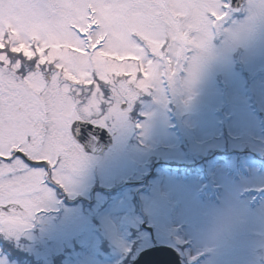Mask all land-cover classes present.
<instances>
[{"label":"rangeland","instance_id":"obj_1","mask_svg":"<svg viewBox=\"0 0 264 264\" xmlns=\"http://www.w3.org/2000/svg\"><path fill=\"white\" fill-rule=\"evenodd\" d=\"M255 9L264 10V0H244L233 9L210 49L223 47L222 33ZM106 126L115 145L97 160L85 152L89 165L78 175L110 188L112 181L142 178L156 160L148 186L98 193L97 216L86 219L81 235L64 237L70 209L68 223L39 216L37 234L32 226L5 232L15 238L0 251V264H130L153 241L173 245L182 264H264V50L210 62L191 88L168 89L163 98L144 93L125 122ZM225 210L232 227L213 231L210 225ZM144 218L153 237L140 228Z\"/></svg>","mask_w":264,"mask_h":264},{"label":"snow or ice","instance_id":"obj_2","mask_svg":"<svg viewBox=\"0 0 264 264\" xmlns=\"http://www.w3.org/2000/svg\"><path fill=\"white\" fill-rule=\"evenodd\" d=\"M232 16L230 0H0V231L72 185L95 127L188 87Z\"/></svg>","mask_w":264,"mask_h":264},{"label":"flooded vegetation","instance_id":"obj_3","mask_svg":"<svg viewBox=\"0 0 264 264\" xmlns=\"http://www.w3.org/2000/svg\"><path fill=\"white\" fill-rule=\"evenodd\" d=\"M124 131V129H121ZM110 132L113 135V139L115 138L114 131L110 129ZM115 144H112L108 149H106L101 154H93L86 152L89 155H92L95 160H97L101 156H106L109 153L111 147ZM126 145H124L123 151H125ZM106 164H104L105 167ZM156 162L153 161L152 165L145 170V174L142 175V178L137 179H128V180H119L117 182L112 181V186L110 188H106L101 185L100 181L93 180L91 176H83L82 174L76 175L74 177V182L68 189L60 188L59 186H53L55 191V200L54 202L46 207L43 211H41L37 216H48L51 217L55 221L66 222L68 223L67 219V209L71 210V214H74L73 219L69 225L65 224L66 226V236L71 235V237L76 235H81L83 229L89 226L86 222V219L94 220L97 216V209H98V199L96 195L99 194H107V197L110 195L116 196L120 194V192L125 189L129 188L131 184H142L145 181H148V177L154 174ZM99 168V167H98ZM142 169V168H141ZM92 170H97V167H93ZM89 177V178H88ZM89 179L90 181H87ZM111 179V178H110ZM130 185V186H129ZM125 189V190H127ZM57 203H59L57 205ZM65 214V217H64ZM64 217V219H63ZM36 218L32 220L33 225L36 222ZM99 229L102 228L101 225L96 224ZM33 231L36 232L38 229L40 232V228L37 229L32 227ZM71 230V231H69ZM46 237V236H44ZM70 238V237H69Z\"/></svg>","mask_w":264,"mask_h":264},{"label":"clouds","instance_id":"obj_4","mask_svg":"<svg viewBox=\"0 0 264 264\" xmlns=\"http://www.w3.org/2000/svg\"><path fill=\"white\" fill-rule=\"evenodd\" d=\"M238 22L228 27L230 31L222 33L223 40L220 45L211 48L208 52L201 55L197 73L188 88L196 82L203 68L210 62L227 56L234 51L264 50V10L255 9L249 16H241ZM232 227L231 214L229 210H225L210 225V228L216 232H224Z\"/></svg>","mask_w":264,"mask_h":264},{"label":"water","instance_id":"obj_5","mask_svg":"<svg viewBox=\"0 0 264 264\" xmlns=\"http://www.w3.org/2000/svg\"><path fill=\"white\" fill-rule=\"evenodd\" d=\"M242 2L243 0H231L234 8H238ZM111 143V134L104 127L98 126L93 129L92 136L85 142L84 148L93 153H101ZM131 264H181V260L179 253L173 247L156 244L140 251Z\"/></svg>","mask_w":264,"mask_h":264}]
</instances>
